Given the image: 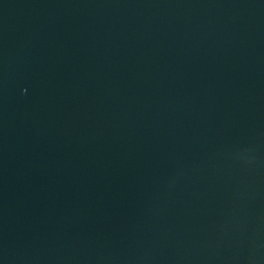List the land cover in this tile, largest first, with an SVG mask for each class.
I'll list each match as a JSON object with an SVG mask.
<instances>
[{"label":"water","instance_id":"water-1","mask_svg":"<svg viewBox=\"0 0 264 264\" xmlns=\"http://www.w3.org/2000/svg\"><path fill=\"white\" fill-rule=\"evenodd\" d=\"M0 264H264V0H0Z\"/></svg>","mask_w":264,"mask_h":264}]
</instances>
